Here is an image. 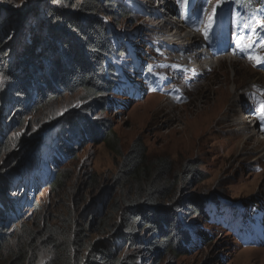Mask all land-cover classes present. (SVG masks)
<instances>
[{
    "label": "rangeland",
    "instance_id": "1",
    "mask_svg": "<svg viewBox=\"0 0 264 264\" xmlns=\"http://www.w3.org/2000/svg\"><path fill=\"white\" fill-rule=\"evenodd\" d=\"M116 1H122L134 14L126 18L118 13L114 20L107 18L122 38L129 39L131 54L122 53L118 59L122 87L119 93L109 97L106 110L97 108L82 89L73 94L63 93L62 98H52L45 102L43 108L34 112L32 107L27 108L23 104L24 100L31 97L26 90L27 85L22 86L17 78L10 79L12 76H0V123L4 126L0 131V140L6 145L0 156V172L18 184L17 191L11 194L20 201V204H13L21 217L14 225L12 213L8 220L3 221L6 228L0 232L5 233V241L12 240L0 252V264H13V251L21 246L16 243V236L23 229L19 225L22 222L38 231L41 227L58 225L59 231L63 233L69 232L74 221L81 217L90 222V237L98 239L101 237L100 221L110 217L116 231H111V234L108 232L103 238L112 239L121 245L116 240V232L124 229V216L112 212V206L121 197L116 194L117 191L112 193L109 187L114 184L119 173L121 155L128 152L136 139L145 143L150 158H168L177 175L190 168L196 171L183 186L180 185L177 194L181 220L194 228L196 236L191 244V252L175 257L166 251L156 253L140 248L137 251L141 257L139 264H264V157H261L264 143H258L259 139H264V129H260L264 128V120L260 119L261 106L264 105V59H261L264 58V27H261L264 25V0H261V4L260 0H254L259 1L256 15L250 14L244 6L232 0H169L176 4V8L175 11H169L166 18L183 26L180 20L182 15L190 14L192 21H197L202 13L204 19L198 21V33L205 35L206 40L217 43L209 49L196 47L191 51L206 55L195 67L193 62L188 63L192 68L204 65L207 69L214 58L213 70L195 71L194 74L175 70L177 62L171 63L167 59V53H180L173 50L180 49L184 37L175 40L173 36L176 33H171L170 37L164 39L170 46L157 41L155 34L159 37L163 34H157L152 25L159 24L162 19L155 20L153 15H147L145 8L149 1ZM48 4L49 0H0V8L8 5L9 9L6 14L0 12V16L4 15L0 21V32L6 44L13 41L11 62L16 63L18 55L22 56L30 41L29 29L39 26L38 19L34 20V9L44 11V17L49 20ZM61 5L71 11L75 9L66 3ZM197 7L200 9L197 10ZM140 9L142 13L139 14ZM8 15L15 22L9 21ZM222 15L224 18L217 17ZM223 24H226L225 30L221 26L218 32L228 31V40L236 45L226 56L212 57L215 51L213 47L221 43L220 35L216 37V28ZM140 28H146L145 33H138ZM185 29L186 33L193 31ZM206 29H209L208 32ZM253 29L256 30L255 34ZM43 43L48 49L45 39H42L39 47L42 53ZM249 43L252 47H244ZM146 65L156 77L154 84H149L145 78ZM54 69L55 66H52L51 71ZM127 72L142 81L141 89L145 92L141 95L136 94L134 87L125 84ZM237 84L243 86L240 88L243 99L232 111V119L235 125L246 119L250 133H257L250 144L244 146L243 141L235 145L228 129L219 131L217 126L212 130H201L200 126H194L189 132L192 141L175 140L177 137L172 130L178 128L182 131L188 117L214 99L216 88H219L217 97L229 101L237 90ZM254 91H258V99L255 100L249 97ZM249 104L251 108L245 110L244 105ZM159 107L161 111H155ZM149 109L150 114H147ZM229 109L230 106L227 111ZM83 110L99 122L103 121V124L110 123L118 144H109L104 140L105 135L100 141H90L85 146L76 144L72 157L66 158L61 167L67 170L69 186L62 197H57L46 185L55 174L51 168V157L56 150L55 132L52 131L60 121L74 122ZM48 123L53 124V127L47 130ZM182 135L181 132L176 134L179 138ZM14 153H18L17 158ZM45 189L46 196L40 199ZM194 193L208 199L210 220L188 213V197ZM215 196L218 202L212 199ZM34 200L40 203V208L33 209ZM139 232L141 237L151 238L148 232ZM45 238H41L31 250L25 264H49L52 252L45 244ZM119 250L124 254L128 249L121 245Z\"/></svg>",
    "mask_w": 264,
    "mask_h": 264
},
{
    "label": "trees",
    "instance_id": "2",
    "mask_svg": "<svg viewBox=\"0 0 264 264\" xmlns=\"http://www.w3.org/2000/svg\"><path fill=\"white\" fill-rule=\"evenodd\" d=\"M232 1L244 6L252 15L258 12L259 1ZM261 2L260 0V4ZM65 3L75 9L71 11L62 7L61 4ZM48 5L49 20L44 17V11L34 9V20L38 19L39 26L27 31L30 41L22 56L18 55L16 63L11 62L10 58L13 41L6 44L0 32V76H12L9 78H17L22 86L27 85L26 90L31 97L24 100L23 104L27 108L32 107L34 112L43 108L45 102L52 98H62L63 93L73 94L82 89L97 108L106 110L109 97L113 93H119L122 87L123 80L116 63L122 53L131 54L129 39L124 36L122 38L107 18L114 20L118 13L129 18L133 13L122 1L116 0H49ZM7 6H1L0 12L6 14L9 11ZM3 16H0V21ZM8 20L15 22L9 15ZM48 37H51L50 40ZM42 39H45L48 46L47 49L43 43V53L39 50ZM52 66H55L53 71ZM150 70L147 66L146 80L154 84L156 77ZM103 123L83 110L74 122L60 121L56 124L52 131L55 132L56 150L51 157V168L55 174L46 185L57 197H62L69 186L67 170L61 167L66 158L72 157L76 144L85 146L90 141H100L104 135V140L109 144H118L110 123ZM52 127L53 124L48 123L46 128L48 130ZM3 128L0 123V131ZM5 148L6 145L0 140V156ZM13 155L17 158L18 153ZM121 156L119 173L109 189L114 194L117 191L116 194L121 197L112 206V212H119L124 216V229L117 230L116 240L128 250L121 254V245L112 239L103 238L108 232L111 234V231H116L110 217L100 221L101 237L98 239L90 237V222L81 217L74 221L69 232L63 233L59 231L58 225L41 227L38 231L22 222L19 225L23 229L16 236V243L21 246L13 251V264H25L30 258L31 250L43 237H46L45 244L52 252L49 264H139L141 257L137 251L140 248L156 253L166 251L175 257L188 255L192 250L194 228L181 220L177 194L180 185H184L196 171L190 168L177 175L168 158H150L141 139H136L128 152ZM17 185L0 172V231L6 228L3 221L8 220L11 213L13 225L21 220L13 204H20V201L11 194L17 191ZM188 199V213L191 216H204L209 220L212 218L208 199L196 193L189 195ZM212 199L218 202L216 196ZM32 207L40 208V203L34 200ZM68 220L71 221L70 218ZM139 231L142 234L148 232L151 238L141 237ZM5 240V233L0 232V252L12 239Z\"/></svg>",
    "mask_w": 264,
    "mask_h": 264
},
{
    "label": "bare ground",
    "instance_id": "3",
    "mask_svg": "<svg viewBox=\"0 0 264 264\" xmlns=\"http://www.w3.org/2000/svg\"><path fill=\"white\" fill-rule=\"evenodd\" d=\"M150 1L151 0H149V2ZM177 2H178V0H177ZM165 5H166V8L170 12L175 11L174 10L176 8L175 3H173V2L170 3V1L167 0ZM199 9L200 8L197 7V10H199ZM145 12L147 13V15H152V14H149V12L146 10H145ZM198 19L199 20L204 19V14L201 13L199 15ZM199 20H197V21L193 20L192 21L191 28L193 31H190L187 33L185 32V30H186L185 28L178 25L177 22L172 21L166 17H162V21L161 22L159 21L160 22L159 24H153L152 25V27L155 28V31L157 34H160V35L163 34L161 37L162 39L166 38V37H170V35H172L171 33H174V32L176 33V35L173 36V39H175L177 37H180V38L184 37V39H181L183 41H181V43H180V49H174L173 50L176 53L180 51V53H178V55H175L173 52H170V53H167V55H166L167 59L171 63L177 62L175 70H178V71L184 70L187 72L191 71L194 74L195 71H197L198 73H200L202 71L207 72V69H209L211 71L214 68V65H213L214 64V60H213L214 58L212 59V64H210V67H207V69H206V67H203L204 65H199V67L192 68V65H193V67H195V64H197L199 61H203L201 59H204L206 57V55H204V54H198V53H194V52L191 53V51H194V48L197 47V48L209 49V47L217 45L216 41L206 40L205 35L198 33L200 31V29H199L200 26L198 24ZM208 30L209 29H206L207 32H208ZM145 31H146V28H140L137 30V32L141 33V34L145 33ZM194 32L196 34H194ZM182 33H186V35H184V36L180 35ZM227 33H228V31H227ZM227 33L226 32H218L217 33V35H220L219 39L221 40V43H219V46L216 47L214 54L212 53L213 54L212 57L218 56V55H221L222 57H224V56H226V54L230 53L234 49V47H235L234 45H236V43H232L228 40ZM167 43H168V41H167ZM213 49H214V47H213ZM210 54H211V52H210ZM208 61H210V60H208ZM191 62H193L194 64H192V65L188 64ZM189 65L191 67H189ZM186 87L187 86H185V88ZM242 87L243 86L241 84H237V90H236L234 96L233 95L230 96L229 101L220 100L217 97L219 88H216L215 89V95L216 96L214 97V99L212 101L206 102V104L203 105L201 108L196 109L192 113L193 114L192 117H188V119L186 121V126H184L182 128V131L178 130V128H174L172 130V133L175 135V137H177V139H175V140L192 141V138L190 137L191 135L189 134V132L192 130V128L194 126H200L201 130H206V129L212 130L215 126H217L219 131H225L226 129H228V131L231 133V141H235V145L240 143V142H243V141H244V146L250 144V141H252L256 137L257 133L256 134L250 133V131L248 130V122L246 119L242 120L239 125H235L234 121L232 119V111H234L235 107L239 103H241L242 99H243L241 89H240ZM258 91H259V89H258ZM258 91L252 92L249 97H253V100L258 99L257 98L258 97L257 96ZM174 104H175V101H174ZM229 106H230V109H229V111H227ZM244 107H245V110H248L251 108V105L250 104H249V106L244 105ZM155 111H161V108L160 107L156 108ZM147 114H150V109L147 112ZM257 127H260V125ZM260 129L262 130L264 128L260 127ZM180 132L183 133V135H182V137L179 138L178 136H176V134L180 133ZM257 138H258V136H257ZM258 141H259L258 143H260V142L264 143V139H259ZM257 147H259V146H257ZM257 147H254V148H257ZM261 157H264V153L262 154ZM46 190L47 189H45L43 192H41V194L39 196L40 199H42L46 196Z\"/></svg>",
    "mask_w": 264,
    "mask_h": 264
},
{
    "label": "snow or ice",
    "instance_id": "4",
    "mask_svg": "<svg viewBox=\"0 0 264 264\" xmlns=\"http://www.w3.org/2000/svg\"><path fill=\"white\" fill-rule=\"evenodd\" d=\"M261 27H264V25H261ZM255 29H253V32H254V34H255ZM244 47H248V48H250V47H252V44L251 43H249V44H247V45H244ZM261 59H264V58H261ZM259 62V61H258ZM260 119L261 120H264V105H262L261 106V110H260Z\"/></svg>",
    "mask_w": 264,
    "mask_h": 264
}]
</instances>
